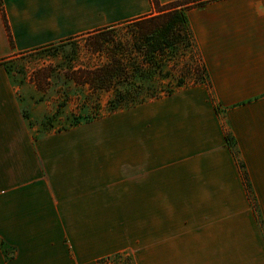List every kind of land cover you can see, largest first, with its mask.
<instances>
[{
	"label": "crops",
	"instance_id": "1",
	"mask_svg": "<svg viewBox=\"0 0 264 264\" xmlns=\"http://www.w3.org/2000/svg\"><path fill=\"white\" fill-rule=\"evenodd\" d=\"M201 1L187 16L210 86L37 137L3 62L157 10L0 0V264H264V0Z\"/></svg>",
	"mask_w": 264,
	"mask_h": 264
},
{
	"label": "rangeland",
	"instance_id": "2",
	"mask_svg": "<svg viewBox=\"0 0 264 264\" xmlns=\"http://www.w3.org/2000/svg\"><path fill=\"white\" fill-rule=\"evenodd\" d=\"M139 28L137 24L119 23L103 36L114 38L116 45L130 46ZM96 39L95 35H79L17 54L5 62L9 73L24 91L21 94L24 112L35 136L63 132L77 127L72 126L77 120H81L82 125L87 124L88 117L98 120L112 114L107 108L111 93H92L72 80L76 70L95 68L109 60L106 49L96 50L101 46ZM199 56L196 45L180 46L178 53L165 64L164 77L158 78L159 92H176L200 84L197 81L201 79L203 64ZM179 83H183L181 87ZM104 264L135 263L131 255L123 254Z\"/></svg>",
	"mask_w": 264,
	"mask_h": 264
},
{
	"label": "trees",
	"instance_id": "3",
	"mask_svg": "<svg viewBox=\"0 0 264 264\" xmlns=\"http://www.w3.org/2000/svg\"><path fill=\"white\" fill-rule=\"evenodd\" d=\"M151 1L157 10L156 15L123 22L125 24H137L140 27L132 45H116L114 38L103 36L109 34L108 32L115 25L87 34L97 37L96 41L100 42L101 46L97 47L96 50L103 51L106 49L109 60L95 68L76 70L72 80L76 85L87 87L92 93L102 91L111 93L107 103L108 111L111 113L173 94L174 90L159 92L158 78L159 76L164 77L165 64L178 53L180 46L195 47L187 9L193 4L203 1L173 2L166 5H162L160 0ZM3 64L5 65V62ZM201 75V79L197 83L210 86V78L204 64ZM182 84L179 83L178 86L181 87ZM86 119L88 123L96 118L88 117ZM81 123V120H77L73 122L72 126H78ZM226 139L233 153L238 156L235 138L228 133ZM239 166L243 173L245 185L249 189L251 201L257 209L243 162L239 161ZM114 256L121 257L123 254ZM114 256L101 259L98 264H104L105 261Z\"/></svg>",
	"mask_w": 264,
	"mask_h": 264
}]
</instances>
